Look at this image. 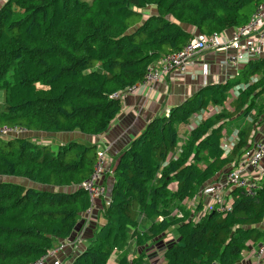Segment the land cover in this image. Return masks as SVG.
I'll use <instances>...</instances> for the list:
<instances>
[{
	"label": "trees",
	"instance_id": "obj_1",
	"mask_svg": "<svg viewBox=\"0 0 264 264\" xmlns=\"http://www.w3.org/2000/svg\"><path fill=\"white\" fill-rule=\"evenodd\" d=\"M263 2L0 0L6 93L0 179L29 182L0 181V264L38 262L82 229L95 207L83 183L98 165V145L39 135L105 134L122 111L117 95L141 82L150 66L195 35L246 25ZM169 110L114 160L99 222L69 264H150V249L171 233L176 241L163 251L162 264H237L250 244L264 242V176L255 196L229 189L230 211L194 217L206 206L202 190L237 167L258 140L264 56L243 64L234 80L205 85ZM15 128L25 132H4ZM195 199L193 209L186 206Z\"/></svg>",
	"mask_w": 264,
	"mask_h": 264
},
{
	"label": "crops",
	"instance_id": "obj_2",
	"mask_svg": "<svg viewBox=\"0 0 264 264\" xmlns=\"http://www.w3.org/2000/svg\"><path fill=\"white\" fill-rule=\"evenodd\" d=\"M232 31L233 30L225 32L228 39L230 38ZM234 54L235 51L233 49H228L224 52L213 50L206 51L197 57L196 68L189 74L183 77L164 76L152 88H144L136 94L123 97L121 99L122 111L112 122L108 131L103 135L89 137L80 133H69L59 134L58 137H53L64 143L73 140H85L96 143L99 147V151L106 152V168L105 170L103 169L98 183L104 184L107 188V197L97 198L94 201L95 207L92 211L93 214L91 215L92 222L89 221L90 223H88L90 225L87 223L85 227H87V225L89 226L85 229L83 227L84 222H82V229H79L77 233L68 240L71 241L77 239L79 243L78 250H81L83 246L87 245V242L92 238V229H94L99 222L103 203L107 201L110 196L111 187L114 182L111 172L114 167V160L145 130L147 125L155 117L165 114L166 109H172L181 105L205 85L226 83L228 80H234L240 72L242 65L236 66L230 62L227 64L224 63L227 58L232 57ZM204 64H208L209 66V74L206 79L200 73V69ZM189 130L190 129L186 126L182 127L181 137L183 139L188 136ZM263 133L264 123L259 128L256 138L260 139ZM31 135L35 136V134L32 133ZM47 137H51V135H48ZM262 166L258 172L253 173L251 176L255 182L264 176V164ZM219 179L223 180L224 176H221ZM207 199L208 198L206 197L201 198L204 205L209 203V199ZM177 205L178 204L174 202L169 208L172 215L175 214V211L178 208ZM174 241H176V236L174 233H171L152 247L149 251L148 258L150 264H162L163 251ZM257 248L258 244H250L237 264H255L254 259H252V253ZM78 250L69 252L68 254H65V256L60 255V260L63 261L68 259L67 263H65L69 264L72 259L71 256H74ZM46 264L53 263L48 260ZM111 264H114L113 260L111 261Z\"/></svg>",
	"mask_w": 264,
	"mask_h": 264
},
{
	"label": "built area",
	"instance_id": "obj_3",
	"mask_svg": "<svg viewBox=\"0 0 264 264\" xmlns=\"http://www.w3.org/2000/svg\"><path fill=\"white\" fill-rule=\"evenodd\" d=\"M228 49H233L235 54L227 58L224 63H233L236 66L248 63L250 60L264 56V2L255 10L251 20L246 25L233 29L230 38L228 39L224 33L204 35H195L191 41L178 53L164 56L157 63L150 66L144 79L134 86L128 87L117 97L123 98L127 95L136 94L144 88H152L164 76L183 77L189 74L196 68V59L202 53L213 50L224 52ZM200 73L206 79L209 74L208 64H204L200 69ZM195 75V74H194ZM116 96V95H115ZM165 113L170 114V110L166 109ZM8 133H22V129H6ZM232 145L228 140L224 143V148L228 150ZM106 152L99 151L98 165L92 177L83 183V188L88 192L91 200L107 197V188L105 185L98 183L102 173V168L105 165ZM264 160V133L261 135L253 146L241 160L239 165L224 176L223 181H216L206 186L200 196L209 199V203L204 206L202 212L197 213L196 219H200L204 214L216 210L218 212L230 211L229 203L226 198L229 189L243 188L249 196H255L257 191V183L251 178L253 173L260 170ZM197 199L192 201L193 207L196 206ZM92 209L86 212L90 220ZM176 210L175 214H177ZM174 214V215H175ZM180 216V215H178ZM88 223V222H87ZM69 244L71 243L68 241ZM65 243L59 248L50 252L47 256L34 264H46L50 260L53 264H64L59 256L60 250L63 251ZM252 259L255 264H264V242L258 245V248L252 253Z\"/></svg>",
	"mask_w": 264,
	"mask_h": 264
},
{
	"label": "rangeland",
	"instance_id": "obj_4",
	"mask_svg": "<svg viewBox=\"0 0 264 264\" xmlns=\"http://www.w3.org/2000/svg\"><path fill=\"white\" fill-rule=\"evenodd\" d=\"M87 1H91V0H87ZM152 12V9H147L146 11H145V13L146 14H150ZM187 75V74H186ZM159 82V81H158ZM5 95H6V93H5V91L4 90H0V110H1V108H2V105H3V102H4V100H5ZM15 134L16 133H12V135L13 136H15ZM26 135H29V134H23L22 136L24 137V136H26ZM47 136L48 135H39V138H47ZM58 137V135H51V137ZM230 138H232V140H233V138H235L234 136H229ZM62 138V137H61ZM227 140H229V139H227ZM230 142H231V140H229ZM234 141V140H233ZM53 145L54 146H58V142L57 141H54L53 142ZM264 164V162H262V165ZM263 167V166H262ZM105 168H106V166L104 165L103 166V168H102V171H103V169L105 170ZM0 181H6V182H11V183H18V184H23V185H29V182L28 181H26V180H21V179H18V178H1L0 179ZM219 181H223V180H221V179H219ZM31 186H33L34 188H37V189H40V190H42V189H44V187L43 186H40V185H38V184H31ZM206 200V199H205ZM208 200V199H207ZM189 204H187L186 203V206H192V208L191 209H193V203H192V201L191 202H188ZM176 212V211H175ZM92 214H93V212H92ZM92 222V216H91V218H90V220H89V218L86 216V217H84V224L86 225L87 224V222ZM94 221V220H93ZM89 222V223H90ZM88 223V224H89ZM90 225V224H89ZM89 225H87V227L89 226ZM87 227H84V229L85 228H87ZM71 243L69 244V242L67 241L65 244V249L63 250V251H61L60 250V255L62 256V255H64L65 256V254H68L69 252H72V251H74V250H77V248H78V246H79V243H78V240L77 239H75V240H71L70 241ZM71 254V253H70ZM59 258H60V256H59ZM68 261V259L67 260H63L62 262L64 263V264H66L65 262H67Z\"/></svg>",
	"mask_w": 264,
	"mask_h": 264
}]
</instances>
